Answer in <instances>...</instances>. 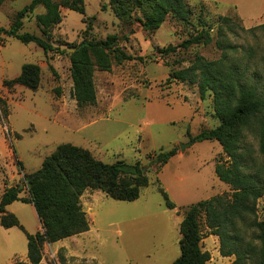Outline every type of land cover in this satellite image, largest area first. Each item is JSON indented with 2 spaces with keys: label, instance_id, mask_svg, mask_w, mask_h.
<instances>
[{
  "label": "rangeland",
  "instance_id": "1",
  "mask_svg": "<svg viewBox=\"0 0 264 264\" xmlns=\"http://www.w3.org/2000/svg\"><path fill=\"white\" fill-rule=\"evenodd\" d=\"M31 0H6L0 7V26L9 27L16 12ZM194 15L202 14L218 37L220 16L240 20L236 34L225 38L238 47V55L248 46L256 49L264 74V29L249 28L264 23V0H187ZM85 14L61 7V22L43 33L36 15L44 12L37 5L23 19L21 32L30 31L51 42L54 50L44 51L35 42H22L0 32V191L14 178L28 196L25 173L41 167L44 158L60 143L70 142L87 148L98 159L114 163L141 160L149 168L150 182L135 200H119L104 191L89 188L81 196L89 219V229L42 244L39 264H170L180 255V223L192 203L216 194H232L230 184L215 173L216 161L226 162L223 146L217 140L191 141L203 129L220 123L213 95L200 96L196 84L172 80L169 73L178 60L196 52L216 58L221 50L209 45L180 47L176 53L160 55L159 48L179 44L193 31L190 24L169 16L158 28L147 30L140 22L120 19L108 0H85ZM242 19V20H241ZM116 34L121 47L134 59L112 58L111 68L94 72L97 101L79 105L73 95L71 52L82 39H106ZM26 62L41 67L38 88L21 84L11 87L4 79L20 74ZM3 100V101H2ZM7 108L5 114L4 107ZM246 140L258 148L254 134L245 131ZM182 143H189L181 148ZM178 147L163 166L150 164V153ZM161 187L174 208L166 206ZM0 192V196H1ZM15 212L28 232L38 230L39 218L32 204L16 200L7 206ZM256 217L264 220V196L257 200ZM202 245L211 253L209 264L224 255L217 235L199 218ZM216 235V234H214ZM27 237L17 226L0 224V264H16L27 257ZM213 258V259H212ZM234 258V256H233Z\"/></svg>",
  "mask_w": 264,
  "mask_h": 264
},
{
  "label": "trees",
  "instance_id": "2",
  "mask_svg": "<svg viewBox=\"0 0 264 264\" xmlns=\"http://www.w3.org/2000/svg\"><path fill=\"white\" fill-rule=\"evenodd\" d=\"M6 0H0V6ZM115 14L122 20L138 21L147 30L158 28L169 16L188 23L193 31L179 44L159 48L160 55L176 53L180 47L209 45L213 42L221 50L216 58H208L199 52L179 62L173 68L168 81L179 80L196 84L200 96L213 95L214 109L220 123L191 135V141L217 140L228 156L226 162L216 161L215 173L230 184L232 194H216L192 203L181 223L179 239L180 255L170 264H209L211 253L202 245L203 235L199 218L204 215L210 233L220 239V252L234 256L229 264H264V220L256 217L257 200L264 196V74L251 70L252 64L259 66L256 49L248 46L238 55L230 53L237 45L225 38L226 32L236 34L240 20L221 15L218 37L212 34L202 14L194 15L187 0H108ZM37 5L44 12L36 15L43 33L61 22V7L65 6L85 14V0H31L16 12L7 28L0 32L15 36L22 42H35L44 51L54 50L47 39L30 31L21 32L24 17ZM242 20V19H241ZM244 30V26H239ZM264 29V23L249 28ZM230 50V51H229ZM134 59L126 52L116 34L106 39H82L71 52V75L73 95L79 105L97 101L94 72L97 68L110 69L112 58ZM41 67L26 62L19 75L4 79L11 87L21 84L31 89L39 86ZM3 101V100H2ZM5 114L7 108L4 107ZM252 132L258 140V148L247 141L245 131ZM178 147L150 153V164L163 166L174 155ZM149 168L141 160L114 163L96 158L82 146L64 142L42 162L37 170L25 173L28 196H22L19 184L7 187L0 196V223L5 227L18 226L25 229L18 217L6 206L13 201L32 202L42 224V229L28 233V259L16 264H39L42 259V244L55 242L89 229V219L81 203L86 189L96 188L119 200H135L144 186L150 182ZM166 206L175 203L161 187Z\"/></svg>",
  "mask_w": 264,
  "mask_h": 264
},
{
  "label": "crops",
  "instance_id": "3",
  "mask_svg": "<svg viewBox=\"0 0 264 264\" xmlns=\"http://www.w3.org/2000/svg\"><path fill=\"white\" fill-rule=\"evenodd\" d=\"M208 1H219L222 5H225L224 4V0H208ZM1 7V6H0ZM14 178H12L11 177V180L9 181H6V182H4V185H3V189L0 191L1 193H3L4 192V190L7 188V187H10V186H12V185H15V184H17V182L18 181H16L15 183H14ZM14 202V201H13ZM29 204H32V209L36 212V214H37V211H36V209H35V206H34V204L32 203V202H28ZM9 205V204H8ZM7 205V206H8ZM7 206H6V209H7ZM8 210V209H7ZM9 212H12V211H10V210H8ZM12 213H14L16 216H17V214L15 213V212H12ZM37 216H38V214H37ZM18 217V216H17ZM38 218H39V216H38ZM18 219H19V217H18ZM19 221L21 222V220L19 219ZM22 223V222H21ZM1 224V223H0ZM23 224V223H22ZM2 225V224H1ZM23 226H24V224H23ZM5 227V226H4ZM12 227V226H11ZM18 227V226H17ZM20 228V227H19ZM24 228H25V226H24ZM21 230H23L22 228H20ZM40 229H42V224H41V221H40V219H39V225H38V230H40ZM37 230V231H38ZM24 232H25V234H26V237H27V232H28V230L25 228L24 230H23ZM28 233H31V232H28ZM217 235H214V234H210L208 237H207V245H208V247H210V245H213V243L216 241V237ZM27 247H28V238H27ZM205 249V248H204ZM224 257V260H222V259H220V260H218L217 262L216 261H213V262H215L214 264H229L232 260H233V256H223ZM28 259V249H27V257L26 258H24L23 260H20L19 259V261H26ZM213 259V258H212ZM16 260H14L13 262H15ZM12 262V263H13ZM12 263H7V264H12Z\"/></svg>",
  "mask_w": 264,
  "mask_h": 264
},
{
  "label": "water",
  "instance_id": "4",
  "mask_svg": "<svg viewBox=\"0 0 264 264\" xmlns=\"http://www.w3.org/2000/svg\"><path fill=\"white\" fill-rule=\"evenodd\" d=\"M189 145V143H182L181 144V148L183 149V148H185L186 146H188Z\"/></svg>",
  "mask_w": 264,
  "mask_h": 264
}]
</instances>
